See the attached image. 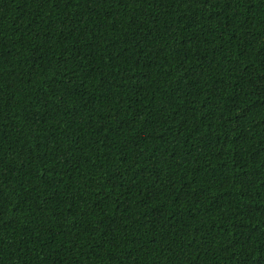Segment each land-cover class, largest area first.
<instances>
[{
	"label": "trees",
	"instance_id": "obj_1",
	"mask_svg": "<svg viewBox=\"0 0 264 264\" xmlns=\"http://www.w3.org/2000/svg\"><path fill=\"white\" fill-rule=\"evenodd\" d=\"M0 264H264V0H0Z\"/></svg>",
	"mask_w": 264,
	"mask_h": 264
}]
</instances>
